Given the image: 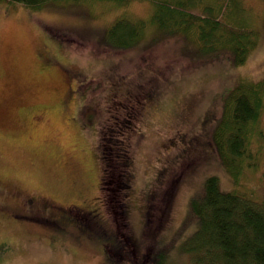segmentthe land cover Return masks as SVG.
I'll use <instances>...</instances> for the list:
<instances>
[{"label":"rangeland","instance_id":"374dc122","mask_svg":"<svg viewBox=\"0 0 264 264\" xmlns=\"http://www.w3.org/2000/svg\"><path fill=\"white\" fill-rule=\"evenodd\" d=\"M242 3L260 37L236 65L226 53L213 58L189 38L160 34L155 25H148L131 46L114 45L106 33L110 24L121 14L146 17V0L50 1L36 9L0 0L1 206L22 207L29 197L32 203L80 211L65 193L64 184L72 183L85 197L93 196L87 210L94 208L108 225L100 189L103 126L108 138L122 133L132 157L127 230L138 237L141 251L147 242L141 234L143 197L156 186L160 170L165 180L157 189H169L172 178L169 219L150 238L152 250L163 244L169 249L166 263L188 262L179 249L195 230L191 196L202 190L206 175H217L224 190L245 188L264 199V145L256 152L257 136L250 148L257 165L244 166L241 184L220 163L214 136L229 101L227 90L235 84L264 86V0ZM55 36L58 44L51 48ZM148 82L160 90L159 98L140 95ZM262 103L258 126L264 132V93ZM123 112L129 115L124 124L116 117ZM14 214L9 208L0 214V234L12 244V254L0 264H119L108 261L94 239L63 232L54 237L51 225L30 217L13 222Z\"/></svg>","mask_w":264,"mask_h":264},{"label":"trees","instance_id":"16d2710c","mask_svg":"<svg viewBox=\"0 0 264 264\" xmlns=\"http://www.w3.org/2000/svg\"><path fill=\"white\" fill-rule=\"evenodd\" d=\"M7 1L36 9L50 1L80 0ZM85 1L121 4L127 0ZM146 1L150 9L146 17L121 14L110 24L106 33L114 45L131 46L142 38L148 25H155L160 34L178 32L189 38L202 51L209 52L213 58L226 53L232 64L237 65L244 61L249 50L257 45L258 35L260 37L258 29L248 23V12L244 10L246 8H242V0ZM56 40L55 36V40L49 42L51 48L58 44ZM148 85L150 86L147 88H139L140 95L151 101L159 98L160 90L153 83L148 82ZM263 89L261 82L248 86L235 84L225 93L229 101L218 121L222 125L214 136L219 146L220 163L230 170L236 184L242 182L239 175L244 166L257 165L256 154L250 149L253 141H256L254 134L258 138V147L264 145V132L258 126L263 104ZM213 113L205 115L203 124L209 121ZM116 117L123 124L129 121V115L124 112L117 113ZM99 133L103 165L100 189L108 225H104V222L96 217L94 208L87 210L86 207L93 196L85 197L80 188L72 183L64 184L67 187L65 193L75 200L72 201L74 204L71 207L76 208L79 204L80 211H71V208H64L60 204L32 203L28 197L26 198L28 203L22 206L24 208L17 207V204L7 206L0 204V214L9 208L15 212L13 222L18 217H30L36 222L49 224L54 237L63 232L78 238L84 235L81 238L84 240L94 239L104 248L103 253L111 263L120 264L123 260H128L126 264H264V199H256L253 193L244 190L245 188L222 189L215 174L206 175L202 190L191 196L193 203L190 211L194 214L193 218L197 224L193 233L183 241L179 249L188 255V262L167 260L166 263L164 257H170L168 255L170 253L167 252L169 249L165 244L159 246L160 249L152 250L150 247L151 236L160 233L169 219L174 195L172 178L167 181L169 189L165 191L157 189V185L165 180L164 177L161 181L160 170L156 186L143 197L145 203L141 234L142 238H147V242L144 245L145 250L141 251V248L137 247V236L127 230L129 227L127 195L131 189L132 157L125 141L121 139V132L108 138L103 126V129L100 127ZM260 149L261 147L256 152ZM29 204L31 207L25 208ZM151 218H154V221L151 222ZM153 227L155 229L151 231ZM9 238L0 234V262L12 254Z\"/></svg>","mask_w":264,"mask_h":264}]
</instances>
